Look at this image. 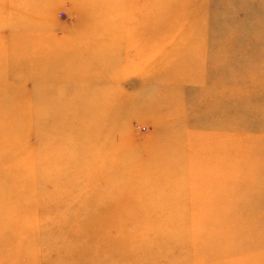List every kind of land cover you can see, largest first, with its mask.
<instances>
[{
	"label": "rangeland",
	"instance_id": "rangeland-1",
	"mask_svg": "<svg viewBox=\"0 0 264 264\" xmlns=\"http://www.w3.org/2000/svg\"><path fill=\"white\" fill-rule=\"evenodd\" d=\"M0 264H264V0H0Z\"/></svg>",
	"mask_w": 264,
	"mask_h": 264
},
{
	"label": "bare ground",
	"instance_id": "bare-ground-1",
	"mask_svg": "<svg viewBox=\"0 0 264 264\" xmlns=\"http://www.w3.org/2000/svg\"><path fill=\"white\" fill-rule=\"evenodd\" d=\"M104 33L103 32H95V37L93 38L94 40L93 41H95V40H97V37H99L100 35H103ZM91 42H92V39H90V40H84V44H91ZM194 113V112H193Z\"/></svg>",
	"mask_w": 264,
	"mask_h": 264
}]
</instances>
